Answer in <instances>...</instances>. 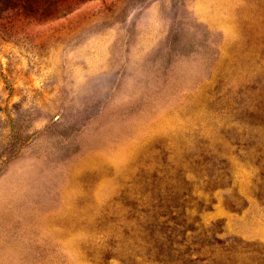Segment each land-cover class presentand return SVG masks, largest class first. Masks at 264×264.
<instances>
[{
    "label": "rangeland",
    "instance_id": "374dc122",
    "mask_svg": "<svg viewBox=\"0 0 264 264\" xmlns=\"http://www.w3.org/2000/svg\"><path fill=\"white\" fill-rule=\"evenodd\" d=\"M0 264H264V0H0Z\"/></svg>",
    "mask_w": 264,
    "mask_h": 264
}]
</instances>
